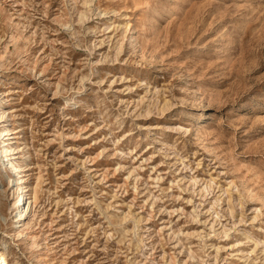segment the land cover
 <instances>
[{
    "label": "rangeland",
    "instance_id": "374dc122",
    "mask_svg": "<svg viewBox=\"0 0 264 264\" xmlns=\"http://www.w3.org/2000/svg\"><path fill=\"white\" fill-rule=\"evenodd\" d=\"M1 144L5 264H264V0H0Z\"/></svg>",
    "mask_w": 264,
    "mask_h": 264
},
{
    "label": "bare ground",
    "instance_id": "6f19581e",
    "mask_svg": "<svg viewBox=\"0 0 264 264\" xmlns=\"http://www.w3.org/2000/svg\"><path fill=\"white\" fill-rule=\"evenodd\" d=\"M1 150H0V157H5L6 156V150L4 149V144H1ZM11 169H15V166L10 163ZM13 187V186H12ZM14 191L17 193V197L14 202V208L16 209L15 213V218L17 222H20L24 219L26 210H27V205L25 206V196L22 191V188L19 186L18 183L14 184ZM0 264H5V257L4 254L0 251Z\"/></svg>",
    "mask_w": 264,
    "mask_h": 264
}]
</instances>
